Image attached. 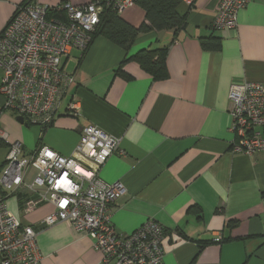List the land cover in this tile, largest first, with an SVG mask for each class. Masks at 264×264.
<instances>
[{"label": "crops", "instance_id": "1", "mask_svg": "<svg viewBox=\"0 0 264 264\" xmlns=\"http://www.w3.org/2000/svg\"><path fill=\"white\" fill-rule=\"evenodd\" d=\"M63 1L91 0H35L52 6ZM25 2L0 0V32ZM219 2L198 0L192 8L181 3L184 28L140 33L128 51L102 34L86 51L73 48L63 65L74 83L50 125L26 126L11 110L2 116L5 132L23 142L26 155L46 145L71 156L90 123L121 138L125 154H113L100 170L103 180H121L127 189L112 210V223L123 234L150 218L162 223L165 264H264V151H232L229 100L233 82H264V0H251L239 11L236 29L214 28ZM120 15L136 27L149 23L136 3ZM203 36L221 37L222 48L205 50ZM162 47L168 48L166 79L155 80L138 62L125 61L130 53ZM2 78L0 68V86ZM71 99L78 116L66 110ZM8 151L9 143L0 140V169ZM35 174L30 168L27 179ZM8 200L22 223L37 229L42 264H115L68 222L40 226L52 204L26 213L22 194ZM218 235L222 241H214Z\"/></svg>", "mask_w": 264, "mask_h": 264}, {"label": "built area", "instance_id": "2", "mask_svg": "<svg viewBox=\"0 0 264 264\" xmlns=\"http://www.w3.org/2000/svg\"><path fill=\"white\" fill-rule=\"evenodd\" d=\"M181 1L192 8L198 0ZM250 1L220 0L214 28L236 29L238 13ZM133 4L134 0H113L119 12ZM103 8V0L84 5L63 1L55 6L25 2L17 6L0 32V140L9 143L0 169V264H42L43 259L37 229L23 224L8 205V197L14 193L25 197L26 213L41 204H52L54 210L39 225L64 221L86 232L105 262L165 264L167 235L162 223L150 218L125 234L117 232L112 223V210L127 189L121 180H103L100 170L113 154H125L120 148L121 138L90 123L82 128L80 142L71 156L46 145L26 155L23 142L10 140L2 127L6 110L14 112L16 118L23 116L30 125L53 123L74 83L63 60L73 48L88 49ZM229 100L235 134L232 151H264V82H233ZM66 110L78 116L77 101L69 100ZM30 168L36 170L31 181L27 179ZM221 239L218 235L214 241Z\"/></svg>", "mask_w": 264, "mask_h": 264}, {"label": "trees", "instance_id": "3", "mask_svg": "<svg viewBox=\"0 0 264 264\" xmlns=\"http://www.w3.org/2000/svg\"><path fill=\"white\" fill-rule=\"evenodd\" d=\"M26 2L31 3L35 0H26ZM134 3L145 10L149 23H143L140 27H136L122 18L119 10L113 5V0H103V12L100 23L93 33V40L95 36L102 34L128 51L140 33L163 29L179 30L187 25L186 16L181 15L178 11L182 3L181 0H134ZM200 41L205 50H220L222 48L221 37L203 36ZM167 53V47L146 48L130 53L125 61L138 62L155 80H161L169 76L166 63Z\"/></svg>", "mask_w": 264, "mask_h": 264}, {"label": "water", "instance_id": "4", "mask_svg": "<svg viewBox=\"0 0 264 264\" xmlns=\"http://www.w3.org/2000/svg\"><path fill=\"white\" fill-rule=\"evenodd\" d=\"M21 124H25L26 126H28L29 124L27 122H25V119L23 116H17L16 118Z\"/></svg>", "mask_w": 264, "mask_h": 264}, {"label": "rangeland", "instance_id": "5", "mask_svg": "<svg viewBox=\"0 0 264 264\" xmlns=\"http://www.w3.org/2000/svg\"><path fill=\"white\" fill-rule=\"evenodd\" d=\"M31 127H33V128H34V127H39V126H38V125H36V124H34V125H33V126H31ZM12 200H13V199H11V200H10V202H11ZM8 201H9V200H7V202H8ZM8 205L10 206L9 202H8Z\"/></svg>", "mask_w": 264, "mask_h": 264}]
</instances>
